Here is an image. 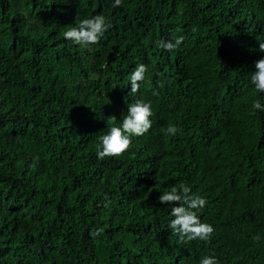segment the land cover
Wrapping results in <instances>:
<instances>
[{
	"label": "trees",
	"instance_id": "16d2710c",
	"mask_svg": "<svg viewBox=\"0 0 264 264\" xmlns=\"http://www.w3.org/2000/svg\"><path fill=\"white\" fill-rule=\"evenodd\" d=\"M113 3L0 0V264H264V93L250 83L264 0ZM96 15L110 25L98 43L64 38ZM137 100L150 130L97 159ZM181 182L207 200L209 241L171 233L177 205L158 198Z\"/></svg>",
	"mask_w": 264,
	"mask_h": 264
},
{
	"label": "clouds",
	"instance_id": "9594fccd",
	"mask_svg": "<svg viewBox=\"0 0 264 264\" xmlns=\"http://www.w3.org/2000/svg\"><path fill=\"white\" fill-rule=\"evenodd\" d=\"M122 5V0H114L112 7ZM110 25L106 22L103 15H96L92 18L78 20V26L71 27L63 33L66 40H71L74 44L82 47H88L98 43L103 34ZM195 31V29H193ZM184 40V37L178 36L172 41L159 40L156 42L158 48L166 51H174ZM260 52L264 53V42L259 43ZM255 72L251 73L250 83L254 85L255 91L264 93V58L255 63ZM147 66L138 64L130 76L131 93L138 92L141 82L145 79ZM154 96L158 92L153 90ZM253 109L264 111L261 102L257 99ZM152 115L151 102L137 100L127 107V113L121 116V122L118 126H112L107 134L99 137V145L96 149L97 159L103 160L106 157H119L124 154L131 145L132 137H139L147 133L152 127L149 117ZM115 122V117L109 118ZM167 135H176L180 131L176 126L169 125L162 129ZM107 200V197H105ZM158 202L163 205H177L171 207V219L169 228L173 235L179 237L180 242L187 243L193 240L209 241L214 229L207 223H202L198 213L201 212L207 204V200L200 195L191 194V189L186 183L181 182L174 185L170 190H166L158 198ZM110 203V201L108 202ZM105 203L104 207H108ZM103 229H97L94 235H99ZM259 241L260 237H254ZM199 264H218L214 256H205L201 258Z\"/></svg>",
	"mask_w": 264,
	"mask_h": 264
}]
</instances>
